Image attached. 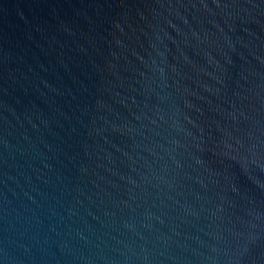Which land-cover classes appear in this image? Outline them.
Masks as SVG:
<instances>
[{"label": "water", "instance_id": "water-1", "mask_svg": "<svg viewBox=\"0 0 264 264\" xmlns=\"http://www.w3.org/2000/svg\"><path fill=\"white\" fill-rule=\"evenodd\" d=\"M0 264H264V0H0Z\"/></svg>", "mask_w": 264, "mask_h": 264}]
</instances>
